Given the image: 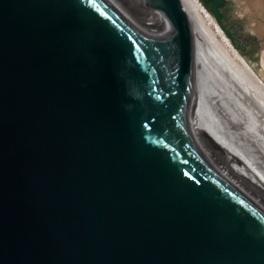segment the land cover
I'll use <instances>...</instances> for the list:
<instances>
[{
    "label": "water",
    "instance_id": "95a60500",
    "mask_svg": "<svg viewBox=\"0 0 264 264\" xmlns=\"http://www.w3.org/2000/svg\"><path fill=\"white\" fill-rule=\"evenodd\" d=\"M144 1L161 28L0 0V264H264V214L195 144L188 14ZM197 1L244 55L228 0Z\"/></svg>",
    "mask_w": 264,
    "mask_h": 264
},
{
    "label": "bare ground",
    "instance_id": "6f19581e",
    "mask_svg": "<svg viewBox=\"0 0 264 264\" xmlns=\"http://www.w3.org/2000/svg\"><path fill=\"white\" fill-rule=\"evenodd\" d=\"M104 1L139 29L156 30L165 23V16L148 8L144 0ZM181 1L192 25L195 46V89L189 104L195 144L217 175L264 214V192L233 166L234 163L243 166L264 185V166H261L264 162V52L262 69L258 72L200 2ZM240 2L253 21L264 22L263 0ZM202 17L214 25L231 60H226L212 47ZM227 131L228 134L232 131L233 136H228ZM260 137L263 140L260 141ZM241 141L247 145H242ZM242 153L248 162L242 158ZM259 160H263L261 165H257Z\"/></svg>",
    "mask_w": 264,
    "mask_h": 264
},
{
    "label": "rangeland",
    "instance_id": "374dc122",
    "mask_svg": "<svg viewBox=\"0 0 264 264\" xmlns=\"http://www.w3.org/2000/svg\"><path fill=\"white\" fill-rule=\"evenodd\" d=\"M226 7L232 14L233 18L239 20L242 23L248 35V38L250 40L249 46L244 51H242L244 55H242L239 51L238 52L244 58L245 56L249 58L252 64L256 66L257 69L254 67L256 71L258 72L261 71L260 70L262 67L261 60H262V55L264 52V22L253 21L246 13L245 7L241 4L240 0H228V5ZM201 21H202L204 31L207 35L208 41L211 43L212 47L215 50H217L226 60H231L232 58L231 54L228 48L226 47L224 41L220 37H218V34L214 28V25L210 24V22L203 17L201 18ZM238 67L240 66L238 65ZM230 134L231 136H233L232 131H229V134L227 131V135L230 136ZM259 140L261 141L263 140V138L260 137ZM240 143L242 145H247L245 144L244 141H241ZM242 156H243L242 158H244V160L246 161L244 157V153H242ZM260 162H263V160H259L257 165H261L259 164ZM236 164L237 163H234L233 166L236 167V169H238V171H240L242 174L246 175L247 178L250 180V183L253 181L252 184H254L255 186L258 185L260 190L264 192V185L259 183L257 178L253 176L250 172L248 173L247 171H245L243 166L240 165L239 167V165L238 164L236 165ZM261 166L262 167L264 166V162L262 163Z\"/></svg>",
    "mask_w": 264,
    "mask_h": 264
},
{
    "label": "flooded vegetation",
    "instance_id": "af4514ba",
    "mask_svg": "<svg viewBox=\"0 0 264 264\" xmlns=\"http://www.w3.org/2000/svg\"><path fill=\"white\" fill-rule=\"evenodd\" d=\"M227 5H228V2L226 3L225 7L222 9V14H223V16H224V10H225V8H226ZM232 36H233L234 39H235L236 33H233ZM236 44H237V43H236ZM237 45H238V44H237ZM239 46H240V45H239ZM241 48H242V51H243V47H242V46H241Z\"/></svg>",
    "mask_w": 264,
    "mask_h": 264
},
{
    "label": "trees",
    "instance_id": "16d2710c",
    "mask_svg": "<svg viewBox=\"0 0 264 264\" xmlns=\"http://www.w3.org/2000/svg\"><path fill=\"white\" fill-rule=\"evenodd\" d=\"M204 6L210 11V5H205Z\"/></svg>",
    "mask_w": 264,
    "mask_h": 264
}]
</instances>
